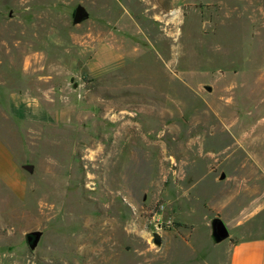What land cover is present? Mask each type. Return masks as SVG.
I'll return each mask as SVG.
<instances>
[{"label": "rangeland", "instance_id": "rangeland-1", "mask_svg": "<svg viewBox=\"0 0 264 264\" xmlns=\"http://www.w3.org/2000/svg\"><path fill=\"white\" fill-rule=\"evenodd\" d=\"M263 112L264 0H0V264H227L208 167Z\"/></svg>", "mask_w": 264, "mask_h": 264}, {"label": "crops", "instance_id": "crops-1", "mask_svg": "<svg viewBox=\"0 0 264 264\" xmlns=\"http://www.w3.org/2000/svg\"><path fill=\"white\" fill-rule=\"evenodd\" d=\"M233 113L232 125L240 121L245 123L251 117L247 112ZM225 114L220 113V123L228 130L229 125L223 118ZM243 143H235V146L246 154V158L239 161V165H235L234 171L230 168L212 169L209 165L208 170L215 174L216 181L225 182L226 192L208 199L203 206L210 208V220L217 216L228 229L227 264H264V192L257 197L253 194L254 183H264V143L262 159L257 157L249 144ZM228 148L221 147L220 156H223V162H226L230 155ZM222 174L224 179L221 180Z\"/></svg>", "mask_w": 264, "mask_h": 264}, {"label": "water", "instance_id": "water-1", "mask_svg": "<svg viewBox=\"0 0 264 264\" xmlns=\"http://www.w3.org/2000/svg\"><path fill=\"white\" fill-rule=\"evenodd\" d=\"M88 19V13L82 5H77L72 17V25H79ZM204 89L210 93L211 87L208 85L204 86ZM24 169L31 172L32 166L25 165ZM220 179H224V174L221 175ZM210 238L213 244L218 245L229 238V232L226 225L219 217H213L209 222ZM44 232L42 230H33L25 234V241L28 249L31 252H35L41 242ZM153 245L159 248L161 245V237L158 233L153 235Z\"/></svg>", "mask_w": 264, "mask_h": 264}]
</instances>
